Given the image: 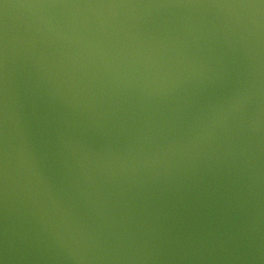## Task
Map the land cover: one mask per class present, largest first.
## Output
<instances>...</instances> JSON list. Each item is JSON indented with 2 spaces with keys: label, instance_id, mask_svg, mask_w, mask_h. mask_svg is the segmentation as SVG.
<instances>
[{
  "label": "water",
  "instance_id": "obj_1",
  "mask_svg": "<svg viewBox=\"0 0 264 264\" xmlns=\"http://www.w3.org/2000/svg\"><path fill=\"white\" fill-rule=\"evenodd\" d=\"M0 264H264V0H0Z\"/></svg>",
  "mask_w": 264,
  "mask_h": 264
}]
</instances>
